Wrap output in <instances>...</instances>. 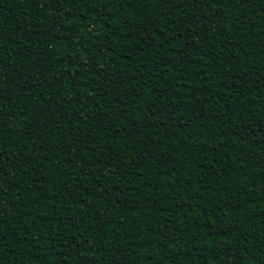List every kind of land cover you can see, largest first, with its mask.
Returning a JSON list of instances; mask_svg holds the SVG:
<instances>
[{"label": "trees", "instance_id": "1", "mask_svg": "<svg viewBox=\"0 0 264 264\" xmlns=\"http://www.w3.org/2000/svg\"><path fill=\"white\" fill-rule=\"evenodd\" d=\"M0 264H264V0H0Z\"/></svg>", "mask_w": 264, "mask_h": 264}, {"label": "snow or ice", "instance_id": "2", "mask_svg": "<svg viewBox=\"0 0 264 264\" xmlns=\"http://www.w3.org/2000/svg\"><path fill=\"white\" fill-rule=\"evenodd\" d=\"M73 2H75V0H73ZM172 2H173V0H159V3L161 5H167V4L172 3ZM197 2H198V0H197ZM246 2H247V0H203V3L205 5L214 4L217 6H219L221 4L230 5L233 3L241 4V3H246ZM197 23H199V22L197 21ZM92 31H95V29H92Z\"/></svg>", "mask_w": 264, "mask_h": 264}]
</instances>
